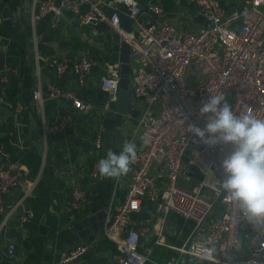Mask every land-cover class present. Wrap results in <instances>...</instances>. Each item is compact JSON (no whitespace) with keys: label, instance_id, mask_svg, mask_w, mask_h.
I'll list each match as a JSON object with an SVG mask.
<instances>
[{"label":"built area","instance_id":"2783aa9c","mask_svg":"<svg viewBox=\"0 0 264 264\" xmlns=\"http://www.w3.org/2000/svg\"><path fill=\"white\" fill-rule=\"evenodd\" d=\"M120 2L129 9L133 26L130 32L122 27L119 11L112 16L107 14L104 0H60L59 5L56 0H32L30 10L33 29L39 19L62 12L72 14L81 25L105 24L129 46L136 61L131 93L144 102L130 141H138L137 159L131 165L123 197L114 193L111 198L98 238L115 246L117 264H145L148 257L141 246L143 236L152 232V226L142 222L139 213L151 200L157 213L165 216L176 213L188 222V238L181 246H172L180 253L204 264H264V224H251L225 199V193L216 183L224 178L221 161L232 151V146L206 145L188 131L189 125L204 128L206 120L200 116L199 109L212 94L225 95L237 114L249 111L264 117V0H242V10L236 14L226 13L219 0H190L211 23L197 32L164 22L163 6L155 1L144 9L138 0ZM34 51L38 66L34 102L41 108L45 98L68 102L65 112L50 124L42 119L46 149L49 134L65 129L75 111L93 107L92 102L84 101L74 90L52 84L45 86L39 70V62L44 58L36 45ZM47 61L58 76L65 72L73 74L79 87L86 84L98 65L97 60L86 56L72 65L58 57ZM125 64L121 60L103 64L102 112L109 110L110 103L118 99L121 69ZM8 78L7 72L1 74V84ZM6 102L0 97V106ZM13 109L22 110L18 105ZM93 138L95 149L102 150L104 127L101 124L94 128ZM97 164H93L91 177L99 179ZM185 164L200 175L194 186L190 185L193 175L184 171ZM163 175L164 180L160 181ZM120 178H116L115 185ZM37 181V178L25 179L19 161L0 166V237L34 191ZM17 188H21L19 197L8 204L6 195ZM85 198L83 188L72 187L70 207L78 208ZM155 242L163 243V236L159 234ZM91 243L68 249L60 256L59 264H74ZM15 251V243L10 242L5 254L12 257ZM209 251L213 260L205 258ZM165 264L177 262L168 260Z\"/></svg>","mask_w":264,"mask_h":264},{"label":"crops","instance_id":"0c3cea01","mask_svg":"<svg viewBox=\"0 0 264 264\" xmlns=\"http://www.w3.org/2000/svg\"><path fill=\"white\" fill-rule=\"evenodd\" d=\"M153 1L163 6L164 14L161 19L179 29L197 32L201 27L207 26L206 20L204 24L197 21L202 15L190 0H138L145 6ZM238 3L239 0H230V5L225 10ZM31 6L32 0H0V52L5 54V65L0 66V73L7 72L9 76L6 83L0 82L3 97L7 100L0 106V166L9 161H19L24 169L25 179L38 180L34 191L21 205L23 212L18 211L15 215V218H22V223L12 221L1 236L0 264H59L60 256L65 251L90 241L93 243L89 249L74 264H117V252L112 249H98L104 240L98 238L101 230L91 238L74 245L69 228L78 216L88 212L95 215L102 211L107 212L114 193L119 198L123 197L130 171L121 176L117 185L116 178L91 177L93 164L107 157L105 144L102 150L94 147L95 124H83L84 120H91L97 114L93 103L91 110L75 111L73 119L65 129L49 134L45 149L42 119L50 124L54 118L65 112L68 102L64 99L45 98L42 108L34 102L33 91L38 69L34 50L36 45L39 54L44 58L39 62V70L45 86L52 84L74 90L88 103H91L89 98L99 92L100 97H103L100 89L103 64L117 62L113 61L117 56L120 61L124 52L121 48L118 52L114 50V32L108 26L102 23L81 25L68 12L49 14L39 19L33 29L29 21ZM84 56L97 60L98 65L93 68L83 87L76 84L70 72L58 76L47 61L58 57L72 65ZM128 65L133 73L136 61L130 52ZM132 73L129 75L130 92ZM9 97L18 106L21 99L28 112L33 113L38 125L36 142L29 139L28 112H16ZM130 107L131 114L117 116V129L122 135L119 144L122 147L114 151L116 154L122 151L125 143L131 141L132 131L143 111L144 102L131 93ZM78 114H81L79 121ZM133 143L137 147L138 141L133 140ZM184 171L193 175L190 185L194 186L200 177L198 178L189 164H185ZM159 180L163 181L164 175ZM74 186L86 191L85 201L78 208H71L69 205L70 192ZM17 198L16 189L6 195L8 204ZM149 210L147 205L143 211ZM140 219L152 226V232L143 236L141 246V250L148 257L145 264H165L168 260H174L177 264H204L172 248L181 246L190 233L189 224L183 217L176 213L165 216L156 212L150 219ZM28 223L31 224L29 227ZM159 234L163 236V243L155 242ZM10 242L16 245L15 255L12 257L5 254Z\"/></svg>","mask_w":264,"mask_h":264},{"label":"clouds","instance_id":"9594fccd","mask_svg":"<svg viewBox=\"0 0 264 264\" xmlns=\"http://www.w3.org/2000/svg\"><path fill=\"white\" fill-rule=\"evenodd\" d=\"M199 113L206 120L204 128L189 125L188 131L206 145L232 146L221 161L224 178L216 181L225 199L254 226L264 224V117L249 111L235 113L223 94L210 95ZM136 159V144L125 143L119 154L108 151L107 157L98 161L99 175L102 178L126 175ZM205 258L214 259L210 251Z\"/></svg>","mask_w":264,"mask_h":264},{"label":"water","instance_id":"95a60500","mask_svg":"<svg viewBox=\"0 0 264 264\" xmlns=\"http://www.w3.org/2000/svg\"><path fill=\"white\" fill-rule=\"evenodd\" d=\"M220 6L223 8H227V6L230 5V0H219ZM105 2V8L106 12L109 16H112L115 11H119L120 16V22L122 27L130 32L132 31V22L129 18V9L126 5L120 2V0H104ZM242 0H239V3L235 6H232V8L227 9L226 13H240L242 10ZM56 4H60V0H56ZM140 7L142 9L145 8V4L143 2H139ZM30 21V20H29ZM197 21H199L201 24H204L205 18L203 16H199L197 18ZM76 23H79V21L76 19ZM94 23V22H93ZM210 22L207 23V26H210ZM114 36V50L118 52V49L121 48V50L124 52L122 57L120 58L121 61L125 62L126 64L121 69V79H120V90L118 99L116 101H113L110 103L109 110L102 112L103 105L101 104L102 98L100 97L101 92L98 93L96 96H91L89 100L95 105V108L97 109V114L94 118L91 120H84L83 124H95L94 126H97L99 124H102L104 127V144L106 149V155L108 151L114 152L118 148L122 147V144H119V142L122 139V135L119 129H117V116L118 115H128L131 114L132 108L130 107V99H131V92L129 88V78L130 74L132 73L130 66L128 65L129 61V46L122 42L119 35L117 33H113ZM115 54V53H114ZM119 57H115L113 61H118ZM5 65V54L0 52V66ZM3 89L0 87V97H3ZM59 103V102H58ZM19 104L24 112H28L25 103L19 99ZM10 115H13L12 112H9ZM29 117V139L32 142H36L38 138V125L37 121L34 118L33 113L30 111L28 112ZM81 114H78L79 121L81 118ZM80 118V119H79ZM12 122V121H11ZM7 130V132H9ZM21 192V188L16 189V195L19 197ZM147 205L150 207L149 211H141L139 213V218L142 219H150L152 215H154L156 211V206L151 200L147 201ZM20 212H23L22 208L19 209ZM107 218V212L102 211L98 214H93L91 212H88L84 214L83 216H78L74 219V222L71 224L69 230L70 233L73 236L74 239V245H76L77 242L89 239L93 235L97 234L104 226L105 221ZM13 222L17 224L22 223V218H13ZM31 224L28 223L27 226L29 227ZM1 239V237H0ZM77 261V260H76Z\"/></svg>","mask_w":264,"mask_h":264},{"label":"trees","instance_id":"16d2710c","mask_svg":"<svg viewBox=\"0 0 264 264\" xmlns=\"http://www.w3.org/2000/svg\"><path fill=\"white\" fill-rule=\"evenodd\" d=\"M9 100L13 103L12 105L14 106L15 105V100L12 97H9ZM98 249L101 250V251H106V250H109V249L111 250L112 249L113 251L117 252V250L114 247V245L110 241H108L106 239H104L99 244V248Z\"/></svg>","mask_w":264,"mask_h":264},{"label":"rangeland","instance_id":"374dc122","mask_svg":"<svg viewBox=\"0 0 264 264\" xmlns=\"http://www.w3.org/2000/svg\"><path fill=\"white\" fill-rule=\"evenodd\" d=\"M229 99H232V96H230V97H229ZM96 113H97V112H96ZM197 175H198V178H199V177H200V175H199V174H197Z\"/></svg>","mask_w":264,"mask_h":264}]
</instances>
